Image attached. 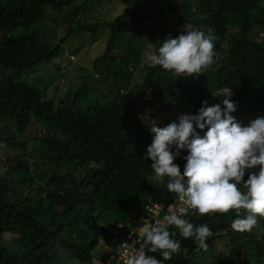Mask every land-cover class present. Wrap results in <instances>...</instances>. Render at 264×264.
I'll return each mask as SVG.
<instances>
[{
	"label": "clouds",
	"instance_id": "1",
	"mask_svg": "<svg viewBox=\"0 0 264 264\" xmlns=\"http://www.w3.org/2000/svg\"><path fill=\"white\" fill-rule=\"evenodd\" d=\"M103 1L1 4L31 23L32 35L43 41H35L36 50L21 35L8 44L0 41V76L7 78L9 64L21 86L42 89L28 94L21 112L5 114L15 153L27 156L29 165H57L63 176L77 179L88 192L113 188L123 206V221L108 228L118 241L112 251L102 243L101 254L95 256L103 260L94 256L95 264H171L177 255L190 264L237 263L233 256L238 250L241 256L243 246L245 255L250 231L264 222V106L255 119L238 121L230 87L213 96L222 97L220 103L202 101L195 114L174 111L163 100L146 104L156 98L154 89L136 100L144 85L143 67L129 66L124 78L114 70H98L120 50L109 51V31L93 34L92 26L111 24L125 10L122 3V14L105 21L98 16ZM47 16L67 22L57 42L50 25L41 28ZM79 33L96 41L83 46V54L73 52L82 47L75 43ZM211 33L185 29L167 35L147 56L149 66L172 72L176 79L200 74L216 57ZM138 39L144 40L139 36L136 44ZM66 43V60H61L60 48ZM68 70L77 80L66 79ZM31 105L33 111L28 110ZM255 231L260 235L264 229ZM148 251L159 252V258Z\"/></svg>",
	"mask_w": 264,
	"mask_h": 264
},
{
	"label": "trees",
	"instance_id": "2",
	"mask_svg": "<svg viewBox=\"0 0 264 264\" xmlns=\"http://www.w3.org/2000/svg\"><path fill=\"white\" fill-rule=\"evenodd\" d=\"M5 1L0 0V41L8 44L21 35L36 50L43 41L32 35L31 23L1 6ZM123 4L124 13L113 23L92 26L93 34L102 28L109 31V51L120 50L99 71L108 74L114 70L117 77L124 78L129 66L139 65L142 46L135 42L139 36L155 52L167 35L174 37L185 29L202 30L207 35L211 29L216 53L211 65L194 77L176 79V74L146 64L140 70L144 85L135 99L154 89L156 98L146 100V104L163 100L174 111L189 109L195 114L202 101L220 103L222 97L213 96L230 87L238 109L242 104L247 106L245 112L233 114L236 119H255V113L264 106V0H123ZM178 4L182 5L184 21L178 27L168 26L167 19ZM194 8L197 11H192ZM189 11L190 23L184 24ZM7 67V78L0 76V144L4 149L0 156V264H92L90 253L101 254L102 243L110 251L115 249L118 239L108 228L123 221V206L112 187L88 192L77 179L63 176L57 165H29L27 156L15 153L17 146H13L10 130L4 125L5 114L21 112L28 94L42 89L21 86L13 67ZM34 109L33 105L28 108ZM259 228L264 229V222L250 231L251 242L245 246V255L243 246L241 256L239 250L233 256L238 260L235 264H264V231L258 235L255 230ZM4 235L16 237V242L5 241ZM148 255L160 256L149 251ZM190 263L182 255L171 262Z\"/></svg>",
	"mask_w": 264,
	"mask_h": 264
},
{
	"label": "rangeland",
	"instance_id": "3",
	"mask_svg": "<svg viewBox=\"0 0 264 264\" xmlns=\"http://www.w3.org/2000/svg\"><path fill=\"white\" fill-rule=\"evenodd\" d=\"M122 3H123L122 0H104L103 3L98 7V16H102L104 18V20L106 21V20H110L113 15L122 14L123 9H124V5ZM180 6L181 5H178V8L175 10V12L172 14L171 18L168 20V22H167L168 26L178 27L180 25V23H182L184 21L183 19H181L183 17V15L181 13L182 10L179 8ZM102 7H104V8H102ZM194 9H195L194 11H197V8H194ZM56 14L59 17L62 16L61 13H56ZM190 17H191V12H188L186 14V23H184V24L190 23ZM44 25H50V27H48L49 28L48 30L50 32L55 33V35H56L55 42H57L58 40H60L64 36V34L66 32L65 27L67 26V22L64 20H51L50 17L47 16L42 22V27H41L42 30H44V28H43ZM181 25H183V24H181ZM142 27L145 29V26L142 25ZM103 33H106V32H103ZM144 35H142V36L144 37ZM76 36H77V39L75 41L76 45H81L82 47L73 49V52H75V53L81 52V54H83V52H84L83 46L95 45V43H96V41L89 38V34H87V33H79V34H76ZM100 37L101 36H99L98 39ZM107 38H109L108 33H106L105 40ZM260 38H263V35ZM69 41H70V39L68 40V42ZM137 41H138V43H140V46H142L141 52H140V58H139V66H138V68H142L146 64L147 65L150 64L147 60V56L150 53H152L154 51V49L151 46V44L146 40L138 39ZM68 44L69 43H66V44L61 46L60 49L62 51V54L59 56V59L66 60L64 55L66 54V48H67ZM96 45H99V44H96ZM98 53L99 52L97 51V54ZM85 62L87 63V65H85V69L87 71H90L91 68H90L89 61L86 60ZM132 71H134V70H132ZM77 77H78V75L75 72H72L70 70H68L66 72V79L69 81H75V80H77ZM239 87L240 86H238L237 88H239ZM151 92L152 91H149V94ZM238 108H239V104H237V111L235 113H243L247 110L246 104L240 105L241 109H238ZM1 154H4V149H3V146L0 144V156H1ZM0 168H1V166H0ZM29 172L30 173L32 172L31 167L29 169ZM30 173H29V175H30ZM3 239L5 241H10L12 243L16 242V237H14V236L4 235ZM95 254H96L95 252L90 253V255L92 256V259H93L92 264H95V261H94L95 260V258H94Z\"/></svg>",
	"mask_w": 264,
	"mask_h": 264
}]
</instances>
